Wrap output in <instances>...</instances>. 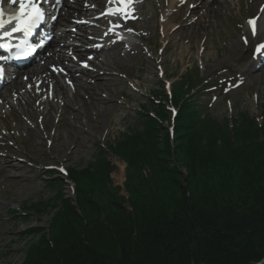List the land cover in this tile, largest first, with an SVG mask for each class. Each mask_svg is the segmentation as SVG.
Listing matches in <instances>:
<instances>
[{
    "label": "trees",
    "instance_id": "16d2710c",
    "mask_svg": "<svg viewBox=\"0 0 264 264\" xmlns=\"http://www.w3.org/2000/svg\"><path fill=\"white\" fill-rule=\"evenodd\" d=\"M207 82L193 67L173 84L171 97L152 93L138 128L101 147L85 168L68 170L74 200L57 189L48 201L14 211L24 219L54 212L41 235L31 231L38 240L23 264L264 260V104L260 122L248 112L221 119L195 104ZM112 159L126 165L127 197L113 187ZM48 181L62 186L54 174Z\"/></svg>",
    "mask_w": 264,
    "mask_h": 264
},
{
    "label": "rangeland",
    "instance_id": "374dc122",
    "mask_svg": "<svg viewBox=\"0 0 264 264\" xmlns=\"http://www.w3.org/2000/svg\"><path fill=\"white\" fill-rule=\"evenodd\" d=\"M225 1L228 2V8L223 10L220 17L212 21V27L207 28L198 37L195 35L186 37L184 31L177 34L169 31L171 16L176 11L175 0H151L150 2L137 0L132 14L126 17V19L139 18L136 23L138 27L131 31L132 41L123 45V48L117 49L109 48L115 42L110 40L107 44L105 43L104 57L107 60L110 76L105 77L108 82L107 88L100 94L111 103L91 110L89 115L82 116L77 122L69 117L73 126L80 131L79 137L58 125V114L63 109L59 105L55 106L56 113L51 112L48 137L46 139L41 137L40 133L45 127L48 108L44 102L51 101L52 90L47 94L44 92V97L40 98V110H38L39 102L34 104L37 114L33 120L29 116L31 109L28 113L26 107H19V102L13 101L23 113L25 122L22 126L9 114V106L3 107L0 113V159L8 157L11 164L18 167L27 180L20 183L11 181L0 185V264H23L26 261L29 246L38 240L31 231L39 229L41 235L49 228L54 215V212L50 210L42 215L30 212L24 219L15 214L14 210L22 212L29 205L48 201L57 194V189L74 200V184L67 177L56 173L58 175L56 180L58 179L62 186L53 187L49 184L47 176L54 172H48L60 167L85 168L98 155L101 147L129 129L138 128L141 107L148 103L151 94L163 88H167L169 92L172 88L170 85L178 81L188 68L199 67L204 77L214 78L217 84L206 89L205 94L195 98L196 105L206 106L221 119L231 118L239 112H248L259 122L261 121V109L264 104V67L258 72L255 71L259 63L255 53L257 45L264 41V37L247 38L244 34L245 30H249V20L257 18L249 12L251 7L249 0ZM140 2L146 3V7L140 12L141 16L138 14ZM259 3L258 1L257 4ZM93 8L96 9V6ZM262 9H264V3L260 11ZM102 11H93V13L99 16L103 13ZM81 22L90 25L88 33L84 34L76 27V24ZM96 25L101 26L90 18H73L69 31L74 32L79 38H82V35L92 38ZM79 38L71 40V43L83 48ZM100 45L89 43L84 48ZM56 48L59 51L62 49L59 46ZM46 53L49 54L48 51ZM69 55L75 59L73 52L69 51ZM87 59L79 64L69 63L74 70L82 69L87 64L85 68L94 71L95 65L90 62L92 56L88 55ZM42 62L43 60L38 58L34 66L26 70L37 67ZM59 71L54 69L59 80L64 82L59 76ZM216 71L220 73L217 75ZM102 74L105 73L102 72ZM216 76L218 82H216ZM65 80L70 85L66 78ZM39 85L40 83L34 81V84L27 87L28 89L37 88ZM36 92L40 91L36 90ZM168 106L171 104L168 103ZM55 134L57 137L53 142ZM39 138L45 140L43 146L40 145ZM56 160L59 162H54ZM118 163L123 162L112 159L113 187H119V195L127 197L124 188L126 165H124L123 180L119 181L114 176Z\"/></svg>",
    "mask_w": 264,
    "mask_h": 264
},
{
    "label": "bare ground",
    "instance_id": "6f19581e",
    "mask_svg": "<svg viewBox=\"0 0 264 264\" xmlns=\"http://www.w3.org/2000/svg\"><path fill=\"white\" fill-rule=\"evenodd\" d=\"M105 1L106 0H61V3L57 6L56 27L52 30L51 40L46 46L49 54L47 55V53L42 51L38 56L41 58L44 57L43 64L33 67L30 70H25L24 72L17 70L10 74L8 80L4 81L0 90V113L4 106H9V114H11L15 120L19 121L22 126L25 122L23 120V113L19 111L13 101L19 102V107H26L28 113L31 109L29 116L31 120H33L37 114V110H34V104L39 102L40 105V98L44 97V92L47 94V92L52 90L51 101L47 100V102H44L48 108L45 117V127L43 132L40 133L41 137L46 139L49 135V127L52 118L51 112L56 113V105L63 108L58 114V125L77 134V137H79L80 131L73 126L69 117L77 122L82 116L89 115L91 110H96L97 107L111 103L100 94V92L107 88L108 82L105 77L110 76L108 74L109 68L106 64L107 60L104 57L105 47L92 46L84 48V46H87L89 43L102 44V42H108L112 36H105L101 28H95L92 38H89L88 35H82V38H79L78 35H75L71 30L61 32L60 34L58 33L60 26L71 27L73 18L81 19L86 16L94 17L92 5H96L97 9L101 10L106 7ZM145 1L150 2L151 0ZM197 1L201 0H175L176 11L171 16V29L169 31L175 34L184 31L186 37H191L193 35L198 37L202 32L207 30V28L212 27V21L220 17L223 10L228 8V2L225 0H204V4ZM258 1L260 2L259 4H257ZM249 2L251 6L249 12L253 13L254 16H258V19H256L257 33L255 34V38L264 37V12L259 9L262 3H264V0H249ZM211 3L215 4L210 5ZM256 5L258 6L256 7ZM144 7H146V3H141L138 8L139 12L144 10ZM9 18L10 16H7L6 20H9ZM96 21L100 22V24H102L101 27H103L107 24V21H109V17L102 15L101 17H96ZM136 23V20H128L124 28L135 29L138 27ZM89 26L88 24L76 25L79 31L84 34L88 33ZM249 29L250 30H245L244 34L247 38H252V36H254L252 34V26H250ZM78 38L83 48H80L77 44L72 46L68 43L70 39L77 40ZM123 45L122 43H117L114 49L123 48ZM57 46L62 49L59 51L56 48ZM69 51L73 52L75 59L68 54ZM88 55H91L93 58L90 62L95 65L94 71L85 67L74 70L70 66L69 62L79 64L82 61H87ZM58 66L65 69V74L59 72L64 82L60 81L59 77L54 72V69ZM256 69L255 71L258 72L261 67ZM102 72L105 74H102ZM65 78L69 81L70 85ZM34 81L40 83V85L37 88L31 87L28 89L27 86L34 84ZM36 90L40 92H36ZM40 108L41 105L38 107V110H40ZM56 137L57 135L55 134L52 139L53 142L56 140ZM44 143L45 140L40 139V145L43 146ZM73 146L75 147L74 143ZM57 161L58 160L54 162ZM60 161L62 162V160ZM124 165L123 163L117 164V172L114 175L116 180H123ZM22 170L24 171V169ZM25 180H27V177L19 171L18 167L11 164L8 157L0 159V185L11 181L20 183Z\"/></svg>",
    "mask_w": 264,
    "mask_h": 264
},
{
    "label": "snow or ice",
    "instance_id": "6c2138e0",
    "mask_svg": "<svg viewBox=\"0 0 264 264\" xmlns=\"http://www.w3.org/2000/svg\"><path fill=\"white\" fill-rule=\"evenodd\" d=\"M57 4L61 3V0H56ZM120 3L124 4L125 7L122 9H118V11L124 13L127 15L126 9L128 8V5L131 3V0H120ZM264 11V9H262ZM114 14V13H110ZM44 19V10L40 6L39 3H37V0H19V14L15 17H10L8 20V23H11L13 20L18 21V27L14 29V31H25V32H31L32 28L35 27L41 20ZM252 26V34H256V18H253L249 20L248 22ZM5 27V21H4V13L2 9H0V29H3ZM245 42H247V39H245ZM0 47H5L4 45H0ZM29 50L22 49L21 52L17 53L16 58H26ZM258 54H264V44H260L256 49ZM87 67V64L84 65ZM4 73V69L0 67V76H2ZM61 172H64L65 170L63 168L60 169Z\"/></svg>",
    "mask_w": 264,
    "mask_h": 264
},
{
    "label": "water",
    "instance_id": "95a60500",
    "mask_svg": "<svg viewBox=\"0 0 264 264\" xmlns=\"http://www.w3.org/2000/svg\"><path fill=\"white\" fill-rule=\"evenodd\" d=\"M264 263V260L263 261H261L259 264H263Z\"/></svg>",
    "mask_w": 264,
    "mask_h": 264
}]
</instances>
